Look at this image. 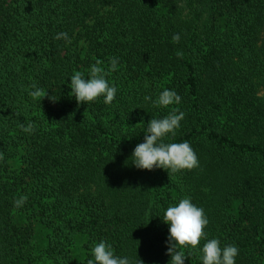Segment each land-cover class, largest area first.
I'll return each mask as SVG.
<instances>
[{
    "label": "trees",
    "instance_id": "1",
    "mask_svg": "<svg viewBox=\"0 0 264 264\" xmlns=\"http://www.w3.org/2000/svg\"><path fill=\"white\" fill-rule=\"evenodd\" d=\"M113 57V102L79 104L71 76ZM165 89L179 105H153ZM172 108L185 118L164 140L188 141L199 167L137 168L148 122ZM0 156V264H88L102 240L170 264L163 215L186 196L209 224L185 264L209 239L264 264V0H0Z\"/></svg>",
    "mask_w": 264,
    "mask_h": 264
},
{
    "label": "clouds",
    "instance_id": "2",
    "mask_svg": "<svg viewBox=\"0 0 264 264\" xmlns=\"http://www.w3.org/2000/svg\"><path fill=\"white\" fill-rule=\"evenodd\" d=\"M55 39H64L67 43L71 40L66 32L58 33ZM173 43H179L180 35L174 34ZM178 58L183 57V53H176ZM102 62L97 60L90 68L89 78H85L80 71H75L71 76V94L79 104L93 102L99 97H104V103L110 105L116 97L117 87L109 84L107 77L118 68V59L113 57L110 66L105 69L101 66ZM34 91H29V95L34 99H43L49 96L42 88L35 83L30 85ZM53 102L57 99L49 96ZM146 96L145 100H151ZM181 96L174 90H163L158 98L153 101L154 106L169 107L179 105ZM185 118V113L178 108H172L169 114L163 118H152L148 122L145 130L144 142L139 143L133 153V163L139 169L152 170L163 168L168 170L169 175L181 170H192L199 167V159L188 141L181 143H166L164 138L171 134L175 136L176 130L180 128L181 121ZM24 132L34 131V125L29 123L26 127L21 125ZM2 158V156H0ZM28 197L21 196L13 203L14 206L22 207ZM163 220L170 224V235L166 243L169 245L168 254L171 256L170 264H185V252L181 249L191 246L195 249L202 239H206L205 232L209 220L202 207H198L192 202L191 197H185L177 205L169 206L163 215ZM94 261L88 260V264H133L128 257L121 258L114 254L112 246L105 241L97 243L93 249ZM203 264H236L235 258L239 254V249L233 244L221 248L219 239H209L202 248ZM135 264H144L140 259Z\"/></svg>",
    "mask_w": 264,
    "mask_h": 264
},
{
    "label": "rangeland",
    "instance_id": "3",
    "mask_svg": "<svg viewBox=\"0 0 264 264\" xmlns=\"http://www.w3.org/2000/svg\"><path fill=\"white\" fill-rule=\"evenodd\" d=\"M42 264H44V263H42Z\"/></svg>",
    "mask_w": 264,
    "mask_h": 264
}]
</instances>
